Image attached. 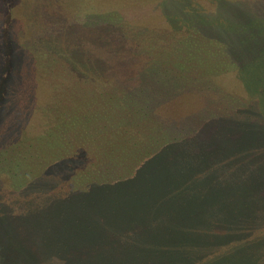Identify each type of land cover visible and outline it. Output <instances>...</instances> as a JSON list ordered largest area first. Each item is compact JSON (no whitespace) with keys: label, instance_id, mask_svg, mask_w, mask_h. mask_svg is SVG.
<instances>
[{"label":"rangeland","instance_id":"1","mask_svg":"<svg viewBox=\"0 0 264 264\" xmlns=\"http://www.w3.org/2000/svg\"><path fill=\"white\" fill-rule=\"evenodd\" d=\"M184 2L0 0V18L7 8L11 13L15 44L8 51L12 72L1 71L9 78L8 92L0 90V195L53 217L59 213L47 203L67 191L62 203L71 193L91 210L86 216L95 227L110 208L116 227L139 216L138 233L124 245L138 243L153 258L133 264H230L235 252L236 264H254L238 253L248 248L255 210L229 183L264 189V108L254 106L259 99L245 105L240 78L251 82L264 67V37H248L257 25L240 31L255 1ZM191 8L200 13L189 14ZM186 179L228 180L211 195L220 215L169 193L165 184ZM137 202L165 213L171 237L154 211H133ZM28 226L35 228L26 223L21 231ZM0 248L14 253L6 243Z\"/></svg>","mask_w":264,"mask_h":264},{"label":"trees","instance_id":"2","mask_svg":"<svg viewBox=\"0 0 264 264\" xmlns=\"http://www.w3.org/2000/svg\"><path fill=\"white\" fill-rule=\"evenodd\" d=\"M8 1L10 0H4V3H8ZM184 1L185 0H176V3L178 2V5L182 7V4H185ZM254 1L256 6L255 10H252L251 13L246 15V18L250 16L253 18L244 19L251 20V22L246 24L243 28H240V31L243 32L250 28L249 24H256L257 29L255 26L254 29L251 28L253 34L249 33L248 37H250L249 41L254 40L258 42L262 40L260 38L264 37V0ZM193 11L200 13L199 10H195L194 8L188 9L187 12L191 14ZM201 12L205 14L211 11ZM11 20L12 16L7 8L4 18H0V40L3 42L0 41L3 55V60L0 62V90L3 88L6 92H8L7 80L9 77L4 76L1 71L2 69H7L8 71L10 68L9 71L12 72V59L8 52L9 49H15V44L9 41L11 37V32L9 33V31L12 29L11 26L14 23L12 22L13 20ZM5 24H7V28ZM259 69V72L252 77L251 82L249 76L244 75L240 78L248 93V102H246L245 105L249 106V99H259L254 101L255 104H253L258 110H262L264 108V67ZM236 100L243 103L245 102L244 99L236 98ZM171 137L172 136H170V139ZM261 142L264 144V140L261 139ZM213 145H215V143H213ZM221 160H218L215 165L218 167L222 165ZM259 161L260 158L258 157L256 162ZM225 182H228V180L222 182L221 179L219 181H205L203 179L192 182L186 179L182 182L165 185H169L172 188V191H169L170 194L172 192L173 195L178 194L183 201L189 204L192 203L194 208L196 204H199L197 209H204L207 214L215 217L220 214L217 212L218 206L213 203L211 195H219ZM229 185L238 192L239 196H249V206L255 210L256 216L253 220L257 219L256 222L253 221V225H246L248 231L246 234L247 238L244 237V242L248 243V248L244 251L241 248L238 256L240 257L242 255L251 260L254 264H257L260 261H264V218H261L264 217V189L256 190L258 184L255 182L250 184H238L237 190L236 183L230 182ZM1 186L2 184H0V190H2ZM56 196L59 197V195ZM64 196H67V191H64L61 197H56L54 205L47 203L46 206L51 209L55 215L59 213L52 217L45 216L44 214L47 213H44L39 206L35 207L36 210H38L37 212L41 214L39 216L33 214V212L23 211L26 207H19L17 204L15 205L13 199H3L2 195H0V207L2 208V210L0 209V247L4 246L6 243L7 247L11 246L14 249V253L8 257V250L0 248V264H92L96 262L98 264H103L106 260L108 262L110 261L112 264H133L134 261L140 258L148 259V256L150 259L153 258V255L149 253V249L140 246L138 243H136L135 246L124 245L126 238L138 233V231L133 230H138L137 225L139 216L132 217L129 222L133 223L128 226L122 225V227H116V222L109 216L112 212L110 208L106 212V221L99 222L97 227H95L96 225L94 226L92 221L90 223L89 218L86 216V214H91V210L84 208V205L81 204L80 201L75 202L74 196L71 193L68 198L69 202L62 203ZM46 201L51 200L46 199ZM221 201L219 204H221ZM200 203L203 204L200 205ZM223 203L234 205L236 204V200L223 198ZM48 204L53 207L50 208ZM136 206H139V209L136 208ZM188 206L189 205H184L183 207ZM145 208H149L156 213L155 209L147 202H137L133 211L136 210L138 213H141ZM62 209L65 210L64 213H62ZM133 211L132 215H134ZM62 214L68 217H57ZM163 216H165V213L160 216L157 214L159 218L157 223L160 225L164 234L171 237L169 234L171 226L164 227L166 222L161 221ZM26 223L33 224L35 228L28 226V232H22L21 230H23V227L20 226ZM65 234H69L70 236L64 237ZM7 235L15 236L16 240L7 241ZM143 237H148V235H143ZM67 238H74L75 243H67ZM221 245L217 246L219 250H222L223 246ZM74 249H77L80 257L74 254ZM222 251L227 252L228 248ZM228 259H231L230 264H236V252L232 256L229 255L226 260Z\"/></svg>","mask_w":264,"mask_h":264}]
</instances>
